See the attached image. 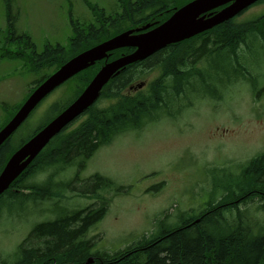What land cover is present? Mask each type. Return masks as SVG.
Listing matches in <instances>:
<instances>
[{"label": "trees", "instance_id": "obj_1", "mask_svg": "<svg viewBox=\"0 0 264 264\" xmlns=\"http://www.w3.org/2000/svg\"><path fill=\"white\" fill-rule=\"evenodd\" d=\"M84 1L95 14V20L82 22L71 15L72 34L67 42H47L38 50L29 34L17 33L12 0H5L8 27L2 40L18 45L19 52L23 50V56L26 53L28 70L39 75L32 91L75 55L125 30L162 23L191 0H116L117 9L110 12L89 0ZM257 4H264V0ZM237 17L123 68L104 86L98 101L83 113L80 123L52 139L0 196V217L4 212L13 216L26 203L42 201L52 203L45 215L53 216L34 224L13 261L0 257V264H86L90 255L94 257L90 264H264V151L241 165L236 164L234 170L226 169L229 174L214 182L211 197L202 209L181 212L171 222L166 216V220L159 221L156 231L117 254L95 251L96 244L88 236L108 211L112 198L104 191L117 194L121 190L112 179L96 173L81 188L68 180L54 181L52 175L49 181H31L48 167L65 168L78 159L84 167L96 151L110 144L119 133L142 128L147 119L156 118L163 109L169 112L174 97L182 98L189 90L198 88L206 96L212 89L225 86L224 83L245 77L243 74L249 68L242 62L240 51L264 52V10L243 21ZM260 38L263 42L256 40ZM133 50L132 47L114 50L108 60L98 61L71 78L69 81L75 80L69 87L72 94L65 102H56L28 138L70 105L106 61ZM159 70L160 76L151 81L149 91L132 96L124 94L128 84ZM24 100L10 112L7 108L8 115L0 128ZM102 100L108 103L100 105ZM10 152L8 143L0 150V171ZM67 191L80 197L91 194L98 206L65 207L60 202L67 197ZM36 240L43 245L35 247Z\"/></svg>", "mask_w": 264, "mask_h": 264}, {"label": "rangeland", "instance_id": "obj_2", "mask_svg": "<svg viewBox=\"0 0 264 264\" xmlns=\"http://www.w3.org/2000/svg\"><path fill=\"white\" fill-rule=\"evenodd\" d=\"M89 1L109 12L117 9L116 0ZM263 10L264 4L253 5L238 20L253 18ZM11 11L17 33L29 34L38 50L47 42H67L72 34L71 15L82 22L96 18L84 0H12ZM7 12L5 0H0V40L8 27ZM0 48L13 50V61L9 60V54L0 56V105H14L35 84L38 76L24 74L22 61L26 53L16 55L18 45L6 46L2 42ZM259 52L249 55V51H240L242 61L249 60L252 65L243 74L245 77L212 89L213 95L204 96L198 88L182 98L174 97L170 114L157 115L141 129L119 133L88 160L81 173L83 179L98 172L112 178L121 189L117 194L104 191L112 198L108 211L88 235L96 244L95 251L117 254L155 231L166 216L171 222L183 211L202 209L211 197L214 182L229 174L226 169L234 170L236 164L241 165L264 151V58L263 51ZM154 76V73L147 76L148 80H153ZM73 81L58 87L40 103L13 137V145L49 115L55 102L67 100L72 94L69 87ZM141 81L143 79L134 84ZM107 103L102 100L99 104ZM3 115L0 108V120ZM71 175L67 170L63 180L71 179ZM45 179L46 174L41 173L33 181ZM82 186L85 187L84 184L77 187ZM67 194L69 198L62 201L65 207L98 206L91 196L80 197L72 191ZM217 195H221L220 189ZM51 205L45 201L29 202L13 216L6 212L1 215L0 257L13 261L34 224L49 218L51 214L45 213ZM40 242L36 240L34 246H42Z\"/></svg>", "mask_w": 264, "mask_h": 264}, {"label": "water", "instance_id": "obj_3", "mask_svg": "<svg viewBox=\"0 0 264 264\" xmlns=\"http://www.w3.org/2000/svg\"><path fill=\"white\" fill-rule=\"evenodd\" d=\"M257 1L259 0H193L177 9L164 23L152 29H149L151 24H147L141 28L127 30L81 52L63 64L38 86L0 131V145L27 119L36 105L57 86L97 61L108 58V53L115 49L135 48L129 54L107 62L73 103L11 157L0 174V195L9 188L54 136L97 100L101 89L121 68L147 58L169 44L191 38L230 20ZM220 7L223 8L216 11Z\"/></svg>", "mask_w": 264, "mask_h": 264}, {"label": "flooded vegetation", "instance_id": "obj_4", "mask_svg": "<svg viewBox=\"0 0 264 264\" xmlns=\"http://www.w3.org/2000/svg\"><path fill=\"white\" fill-rule=\"evenodd\" d=\"M160 75V74H159ZM149 83L146 82V85H148ZM128 92L131 94H135L136 92H138V88L134 85L133 82H131L128 86ZM88 261H94V259L91 257H89Z\"/></svg>", "mask_w": 264, "mask_h": 264}, {"label": "bare ground", "instance_id": "obj_5", "mask_svg": "<svg viewBox=\"0 0 264 264\" xmlns=\"http://www.w3.org/2000/svg\"><path fill=\"white\" fill-rule=\"evenodd\" d=\"M257 41H260V42H263V40L262 39H256ZM23 198V197H22ZM92 258L94 259V257L92 256ZM93 261H87V263L86 264H90V263H92Z\"/></svg>", "mask_w": 264, "mask_h": 264}]
</instances>
